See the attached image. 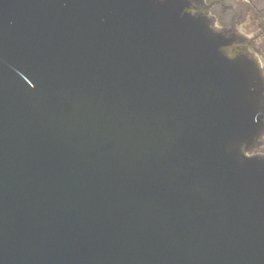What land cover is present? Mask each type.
<instances>
[{"label":"water","instance_id":"water-1","mask_svg":"<svg viewBox=\"0 0 264 264\" xmlns=\"http://www.w3.org/2000/svg\"><path fill=\"white\" fill-rule=\"evenodd\" d=\"M192 0H0V264H264V73Z\"/></svg>","mask_w":264,"mask_h":264},{"label":"flooded vegetation","instance_id":"flooded-vegetation-1","mask_svg":"<svg viewBox=\"0 0 264 264\" xmlns=\"http://www.w3.org/2000/svg\"><path fill=\"white\" fill-rule=\"evenodd\" d=\"M195 5L196 10L201 15H211V18H215L214 7L222 6L224 13L232 18L237 14L241 13L240 6L242 4H251L253 7L254 18L259 23L260 33L250 37L246 34H236L233 33L232 29L234 24H231L230 29L232 34H235L236 41L234 43L235 47L246 52L247 54L254 56L261 67L264 69V0H192ZM264 148V134L259 139L255 151L263 153ZM264 154V153H263Z\"/></svg>","mask_w":264,"mask_h":264},{"label":"rangeland","instance_id":"rangeland-1","mask_svg":"<svg viewBox=\"0 0 264 264\" xmlns=\"http://www.w3.org/2000/svg\"><path fill=\"white\" fill-rule=\"evenodd\" d=\"M215 11V20L216 27L220 31H227L230 29L231 24H234V28L232 29L233 33L236 34H246L247 36L253 37L260 33L259 30V23L254 18L253 14V7L251 4H242L240 6L241 13L237 14L232 18V16L228 17L223 10L222 6L214 7L213 9ZM208 16L211 18V15L208 14ZM231 33V31H228ZM264 73V69H262ZM264 134V133H263ZM255 150L252 151V154ZM264 151V148H263ZM264 153V152H263ZM263 153L257 152L256 155H262Z\"/></svg>","mask_w":264,"mask_h":264}]
</instances>
